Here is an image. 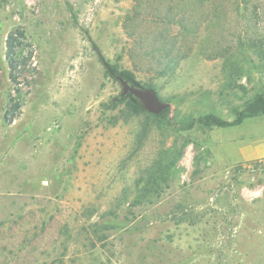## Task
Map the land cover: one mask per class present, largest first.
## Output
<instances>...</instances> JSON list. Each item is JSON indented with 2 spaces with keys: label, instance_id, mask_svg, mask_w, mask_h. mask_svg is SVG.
Wrapping results in <instances>:
<instances>
[{
  "label": "rangeland",
  "instance_id": "obj_1",
  "mask_svg": "<svg viewBox=\"0 0 264 264\" xmlns=\"http://www.w3.org/2000/svg\"><path fill=\"white\" fill-rule=\"evenodd\" d=\"M156 2L0 0V264H264V115L177 124L264 96V0L197 10L221 21L205 54L159 82L139 69ZM15 30L16 60L32 57L13 81ZM110 67L156 82L168 117L124 119Z\"/></svg>",
  "mask_w": 264,
  "mask_h": 264
},
{
  "label": "trees",
  "instance_id": "obj_2",
  "mask_svg": "<svg viewBox=\"0 0 264 264\" xmlns=\"http://www.w3.org/2000/svg\"><path fill=\"white\" fill-rule=\"evenodd\" d=\"M255 0H240L242 6L249 5ZM136 2V1H135ZM211 0H157L155 3V14L152 28L144 31L140 36L138 42L143 45L145 52L142 58L144 59L143 67L139 69L143 73L151 74L153 78L165 80L176 75L180 65L185 62L193 47L201 44L209 39L211 30L218 26L221 21L212 15H209L204 20L198 21L195 12L203 9L210 3ZM197 13V12H196ZM127 21L132 18L127 17ZM189 37L191 42L187 45H181L179 37ZM24 38V33L19 30L10 32L6 38V60L10 70V77L14 81L20 73L18 68L25 69L27 61L32 57L31 53L27 56L16 60L17 44L21 45L20 39ZM201 49V54H205ZM112 72L116 75H122L129 83L139 88H151L158 91V85L155 82H146L140 85L138 82H132L134 74L130 71L124 70L118 73L116 67H110ZM18 92V89H17ZM124 104L121 113L124 119L139 117L146 115L156 119H164L168 117L169 108L161 112L159 115H152L145 112L138 102L130 95L128 99L126 96L119 101ZM22 101H15L10 110L5 115L7 123H11L18 110L20 109ZM255 115H264V96L256 95L245 107L243 112L238 113L236 119L232 122H227L219 119L213 114H206L197 118L182 119L178 121L180 131H188L195 127L211 128V127H229L238 125L242 119L252 117ZM181 155V150L175 153L174 161ZM237 171L241 168L238 166ZM236 171V170H235ZM238 173V172H237ZM141 193H148V189L141 188ZM145 204H152V201L146 200Z\"/></svg>",
  "mask_w": 264,
  "mask_h": 264
},
{
  "label": "water",
  "instance_id": "obj_3",
  "mask_svg": "<svg viewBox=\"0 0 264 264\" xmlns=\"http://www.w3.org/2000/svg\"><path fill=\"white\" fill-rule=\"evenodd\" d=\"M109 73L121 85L120 98L131 95L145 112L152 115H159L169 107V104L162 101L154 89L136 87L123 79L122 76L114 74L111 70H109Z\"/></svg>",
  "mask_w": 264,
  "mask_h": 264
}]
</instances>
